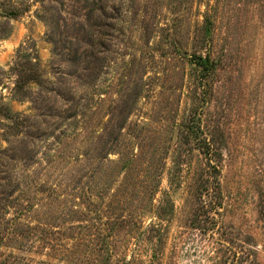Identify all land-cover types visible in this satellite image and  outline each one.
<instances>
[{"label": "rangeland", "instance_id": "obj_1", "mask_svg": "<svg viewBox=\"0 0 264 264\" xmlns=\"http://www.w3.org/2000/svg\"><path fill=\"white\" fill-rule=\"evenodd\" d=\"M0 264H264V0H0Z\"/></svg>", "mask_w": 264, "mask_h": 264}]
</instances>
